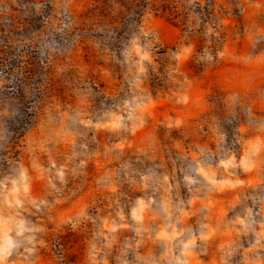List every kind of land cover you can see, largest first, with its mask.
Instances as JSON below:
<instances>
[{
    "label": "rangeland",
    "instance_id": "obj_1",
    "mask_svg": "<svg viewBox=\"0 0 264 264\" xmlns=\"http://www.w3.org/2000/svg\"><path fill=\"white\" fill-rule=\"evenodd\" d=\"M69 20L76 21L72 35L79 37L78 47L70 58L66 54L50 56L49 48L65 45L61 24ZM133 37L142 48L148 45L151 59L143 62L142 87L153 101L145 131L152 134L155 146L150 149L141 144L143 152L135 146L122 153L115 149L106 152L114 143L112 136L101 133L90 141L89 150L99 156L88 164L78 182L80 187L65 195L71 200L73 195L86 193L85 211L91 219L78 225L76 231L65 226L62 232L46 237L52 247L50 252L41 249L42 256L54 257L55 264H83L85 241L103 230L100 225L106 218L109 224L127 226L114 233V248L140 239L143 246L137 251L143 254L151 248V258L155 259L164 241L148 238L162 227L190 228L196 234L207 224L217 229V235L197 240L194 251L200 264L218 262L221 255L228 264H248L257 257L264 264V249L245 251L257 239L255 233L264 222L260 212L264 149L255 154L248 151L252 143L259 147L264 142V0H60L55 14L47 0H2L0 110L14 108L16 114L6 120L13 137L6 150L0 151V174H7L9 160L21 156L15 134L36 111H27L33 106V94L68 102L75 90L87 84L97 93L89 111L98 116L110 93L127 91L125 81L135 75L138 57L133 53L129 64H123L121 51L130 46ZM189 45L187 57L177 60V54ZM205 53L212 56L211 61L203 58ZM176 120L181 121L179 127H167ZM196 145H207L211 154L206 151L202 159L213 165L232 155L244 167L251 166L248 172L243 167L229 171L236 179L257 182L220 192L189 191L182 169L188 163L185 152L195 150ZM40 160L46 164L43 154ZM142 176L148 179L142 181ZM164 176L173 185L168 193L162 185ZM42 190V182L34 181L33 191ZM194 198L199 199L189 205ZM149 199L153 202L146 211L137 209L143 217L137 223L131 215L136 202ZM208 201H214L215 206L209 207ZM220 209H224L223 215ZM181 210L191 215L177 222ZM237 216L245 220L247 232L220 235ZM137 228L141 230L139 237L134 231ZM228 239L231 255L216 248ZM124 258H133L131 249Z\"/></svg>",
    "mask_w": 264,
    "mask_h": 264
},
{
    "label": "clouds",
    "instance_id": "obj_2",
    "mask_svg": "<svg viewBox=\"0 0 264 264\" xmlns=\"http://www.w3.org/2000/svg\"><path fill=\"white\" fill-rule=\"evenodd\" d=\"M47 2L55 14L60 7V0H47ZM75 26V20L61 24L65 30V45L49 48L50 56L53 53L66 54L69 58L73 55V49L79 45V37L72 35ZM143 34L147 36V33ZM147 47L146 44L142 48L138 38L133 37L130 46L123 48L121 51L123 64H129L133 53L138 57L135 61L136 73L130 79L126 78L127 91L117 90L105 98L98 110V116L89 111L90 102L95 101L97 93L87 84H84L82 90H75L68 102L58 101L55 98L41 99L38 94L31 96L33 106L27 111L30 113H33L34 109L36 111L31 121L15 134L21 156L15 161L9 160L7 174H0V264H55L54 257L49 259L41 254V249L44 252L51 251L52 245L46 237L62 232L65 226L76 231L78 225L91 219L85 211L86 193L73 195L71 200L65 193L72 194L80 187L78 182L85 175L88 164L99 156L98 152L89 150V142H94L98 134L105 133L114 138V143L106 147V152L115 149L122 153L125 148L134 146L136 151L143 152L141 144H146L150 149L154 148L155 141L152 134L145 131L153 107L151 96L142 87V77L145 73L143 62H151ZM190 50L191 45L183 48L176 59L186 58ZM203 58L212 60V56L207 53ZM112 59L115 60L114 54ZM116 62L121 63V61ZM183 100L187 102V96L183 97ZM15 114L14 108L0 110V151L6 150L13 137V133L6 127V120ZM180 123V120H176L167 127H179ZM137 133L142 135L138 137ZM219 139L222 140L223 137L220 136ZM262 149L264 142L259 147L252 143L248 151L255 154ZM206 151L211 154L207 145L203 147L196 145L195 150L190 149L185 152L188 163L186 168L182 169V180L189 191L204 189L220 192L225 188L242 187L245 183L254 185L257 182L255 179L247 182L236 179L229 171L243 167V170L248 172L252 170L251 166L244 167L232 155L219 158L213 165L202 159ZM41 154L46 157V164L40 160ZM247 154L246 151L241 156V160H244ZM220 170H223V175L220 174ZM146 179L147 176L141 177L142 181ZM34 181L42 182V191H33ZM162 185L165 193H168L173 186L169 184L167 176L162 177ZM109 191H115V188L109 187ZM197 199L199 198L190 199L188 204L192 205ZM152 202L151 199L147 202L138 200L136 208L131 213L132 219L139 223L143 217L137 214V209L141 212L146 211ZM167 203L166 200L165 212ZM62 205L66 207H61ZM208 206H215V202L208 201ZM260 212L264 215V196L260 198ZM223 214L224 209H220V215ZM116 215L123 219L119 212ZM190 215V212L181 210L177 222ZM100 227L102 231L93 233L92 237L85 241L83 264H200L195 259L194 249L197 240L207 241L217 235V229L207 224L201 226L204 231L196 234H193L190 228L165 225L154 236L148 238L152 241H164L162 251L152 259L151 248L143 254L137 251L138 246H143L140 239L132 244L125 242L122 247L114 248L117 243L114 233L119 228L127 227L126 225L114 222L109 224L105 218L101 221ZM134 231L139 237L141 230L137 228ZM241 232L246 233L247 228L245 220L237 216L231 221L230 228L226 227L220 235L230 237L233 233L239 235ZM255 235L257 239L245 250L246 252L257 248L264 249L262 243L264 222L259 224V231ZM173 241L176 243L173 244ZM230 243V239L221 241L216 245L217 251L223 250L227 255H231V251L228 250ZM129 249L132 251L131 260L124 258ZM212 264H228V262L224 255H221L219 261L213 260ZM248 264H262V262L257 257Z\"/></svg>",
    "mask_w": 264,
    "mask_h": 264
}]
</instances>
